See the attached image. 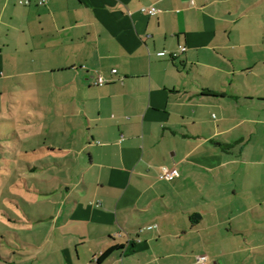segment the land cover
<instances>
[{"label":"crops","instance_id":"1","mask_svg":"<svg viewBox=\"0 0 264 264\" xmlns=\"http://www.w3.org/2000/svg\"><path fill=\"white\" fill-rule=\"evenodd\" d=\"M1 96L63 182L0 264H264V0H0Z\"/></svg>","mask_w":264,"mask_h":264},{"label":"rangeland","instance_id":"2","mask_svg":"<svg viewBox=\"0 0 264 264\" xmlns=\"http://www.w3.org/2000/svg\"><path fill=\"white\" fill-rule=\"evenodd\" d=\"M13 94L17 95L20 92ZM14 101H11V112L6 105L8 100L0 99V232L6 233L7 238L13 243H18V240H14L15 237L22 239L25 232L20 229V223L15 221H18V217H22L24 213L33 217L42 213L50 214L54 206L48 199L63 181H58L56 178L57 171H34L36 164L25 163L44 157L46 163L53 164L57 155L48 150L45 138H42L50 136V131L38 130L35 126L31 131L33 125L30 122L36 119V108L29 105L19 106ZM37 134L41 135L40 138L31 141ZM44 192L47 193L43 194ZM35 241L38 240H34V243ZM242 258V254L238 255L234 261H240Z\"/></svg>","mask_w":264,"mask_h":264},{"label":"built area","instance_id":"3","mask_svg":"<svg viewBox=\"0 0 264 264\" xmlns=\"http://www.w3.org/2000/svg\"><path fill=\"white\" fill-rule=\"evenodd\" d=\"M22 4H28L29 1H22L21 2ZM143 13H146L148 15H156L158 13V10L156 8H142L141 10ZM182 52L185 51V49H181ZM175 57H177V54L174 55ZM113 73H117L116 70L113 71ZM107 81L103 78V77H99L97 80H95L92 84L94 86H102L104 84H106ZM179 176V173L176 169H173V168H169L167 166H163L161 168V175H160V178L162 180H166V181H172L174 180L175 178H177ZM157 228V225H153V226H149L147 227L146 229L147 230H152V229H155ZM209 262V257L204 255V256H199L197 258V263L198 264H207Z\"/></svg>","mask_w":264,"mask_h":264},{"label":"trees","instance_id":"4","mask_svg":"<svg viewBox=\"0 0 264 264\" xmlns=\"http://www.w3.org/2000/svg\"><path fill=\"white\" fill-rule=\"evenodd\" d=\"M120 248H112L111 250L105 252L101 258H99V262L102 263V261H105L107 258H109L113 253H115Z\"/></svg>","mask_w":264,"mask_h":264}]
</instances>
